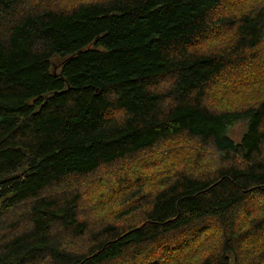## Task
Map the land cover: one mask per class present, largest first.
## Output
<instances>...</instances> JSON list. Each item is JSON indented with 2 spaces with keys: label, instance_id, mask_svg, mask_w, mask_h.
Returning a JSON list of instances; mask_svg holds the SVG:
<instances>
[{
  "label": "trees",
  "instance_id": "obj_1",
  "mask_svg": "<svg viewBox=\"0 0 264 264\" xmlns=\"http://www.w3.org/2000/svg\"><path fill=\"white\" fill-rule=\"evenodd\" d=\"M232 1L0 0V264H264V101L206 103L264 40V4ZM222 28L228 46L201 50ZM182 139L219 166L151 195L135 178L115 197L129 211L81 219L87 177Z\"/></svg>",
  "mask_w": 264,
  "mask_h": 264
},
{
  "label": "rangeland",
  "instance_id": "obj_2",
  "mask_svg": "<svg viewBox=\"0 0 264 264\" xmlns=\"http://www.w3.org/2000/svg\"><path fill=\"white\" fill-rule=\"evenodd\" d=\"M264 4V0H233L231 12L238 15L250 12ZM228 5L225 7V11ZM227 28H222L217 34L218 39L203 44L201 50L224 49L231 40L230 36H224ZM233 35L235 34L232 31ZM231 33V34H232ZM258 56L254 63L228 70L225 75L216 79L208 88L206 103L217 111L242 110L257 105L264 101V40L258 50ZM170 82L161 85L166 90ZM248 122L239 121L230 128V136L239 142L247 130ZM204 147L197 141L172 140L166 141L150 152L151 156L141 154L136 159L122 162L110 168H101L90 175L79 186L81 193L80 215L81 219L88 222L91 229H96L95 224L106 219V222L114 221L115 214L124 213L126 206L115 201V197L126 189L130 180L145 179L143 183L144 192L147 195L158 191L163 183L159 180L167 174H178L186 172L196 175H204L212 172L219 166V158L213 153L212 148ZM156 160V168L152 162ZM125 193V192H123ZM123 200V199H122ZM253 207L259 206L260 213H264V197L257 196L252 199ZM1 206V205H0ZM257 208V207H256ZM255 214L256 211L254 210ZM258 214H256L257 216ZM131 215L130 219L135 218ZM116 219V218H115ZM141 220V218L139 217ZM207 235L212 237L215 233L208 228ZM158 256H154L153 262Z\"/></svg>",
  "mask_w": 264,
  "mask_h": 264
}]
</instances>
